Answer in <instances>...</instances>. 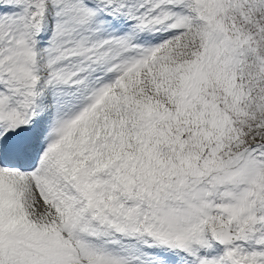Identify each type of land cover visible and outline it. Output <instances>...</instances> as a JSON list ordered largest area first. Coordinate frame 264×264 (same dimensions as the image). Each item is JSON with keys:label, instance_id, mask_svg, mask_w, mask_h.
Wrapping results in <instances>:
<instances>
[{"label": "rangeland", "instance_id": "374dc122", "mask_svg": "<svg viewBox=\"0 0 264 264\" xmlns=\"http://www.w3.org/2000/svg\"><path fill=\"white\" fill-rule=\"evenodd\" d=\"M260 31L264 0H0V264H264Z\"/></svg>", "mask_w": 264, "mask_h": 264}, {"label": "trees", "instance_id": "16d2710c", "mask_svg": "<svg viewBox=\"0 0 264 264\" xmlns=\"http://www.w3.org/2000/svg\"><path fill=\"white\" fill-rule=\"evenodd\" d=\"M256 35H259L258 38H255V37L253 38L258 41V43L260 44V49L264 51V31H260V33H257ZM239 112H240L241 117L245 116V114H248V112L245 111L243 108ZM263 138H264V134H263ZM217 140L218 139L212 140L209 146L207 147L205 146L202 149L201 154L197 161L199 165L204 166L203 162L206 160L208 161V158L211 157V155H215L219 151V148H221V143L218 142ZM201 169H204V168H201ZM220 177L221 179H223L222 176H219L216 179L218 180L220 179Z\"/></svg>", "mask_w": 264, "mask_h": 264}, {"label": "water", "instance_id": "95a60500", "mask_svg": "<svg viewBox=\"0 0 264 264\" xmlns=\"http://www.w3.org/2000/svg\"><path fill=\"white\" fill-rule=\"evenodd\" d=\"M228 236H229V228L228 227L222 228L219 233V239L225 241L227 240Z\"/></svg>", "mask_w": 264, "mask_h": 264}, {"label": "bare ground", "instance_id": "6f19581e", "mask_svg": "<svg viewBox=\"0 0 264 264\" xmlns=\"http://www.w3.org/2000/svg\"><path fill=\"white\" fill-rule=\"evenodd\" d=\"M20 155V154H19ZM7 159H11V158H4V160H7ZM20 160V159H19ZM18 160V161H19ZM18 161H16L17 163H18ZM30 161L31 160H27V159H24V158H22V162H23V164H25V166H29V164H30ZM35 164V163H34ZM37 164V163H36ZM32 166V165H31ZM32 168V167H31ZM148 245V244H147ZM138 261L140 260V259H137ZM164 261V260H163ZM161 262V261H160Z\"/></svg>", "mask_w": 264, "mask_h": 264}]
</instances>
